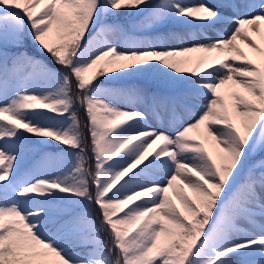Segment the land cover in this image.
Segmentation results:
<instances>
[{"label": "snow or ice", "instance_id": "1", "mask_svg": "<svg viewBox=\"0 0 264 264\" xmlns=\"http://www.w3.org/2000/svg\"><path fill=\"white\" fill-rule=\"evenodd\" d=\"M259 153L264 0H0V264H264Z\"/></svg>", "mask_w": 264, "mask_h": 264}, {"label": "rangeland", "instance_id": "2", "mask_svg": "<svg viewBox=\"0 0 264 264\" xmlns=\"http://www.w3.org/2000/svg\"><path fill=\"white\" fill-rule=\"evenodd\" d=\"M174 28H175V31L180 32V33H183V32L185 31V28H184L183 25H179V24H177V25L174 26ZM209 35H212L213 37H215L217 34H216L215 32H210ZM258 39H259V38L257 37V40H258ZM188 42L190 43V41H188ZM170 46H171V45H170ZM245 51H247V52L249 53L250 58L255 59V57H254V55L251 53V50H250V49H247V48L245 47ZM40 58H41V59H44L45 61H49L48 59H45V58L42 57V56H40ZM125 83L130 84V85H140V86H149V85H151V82H150V81H146L143 77H132V78H129L128 80H126ZM227 90H228V89H227ZM190 119H191V118H186L185 123L189 122ZM150 123H152V124L155 125V126H159V127L163 128L164 130L169 131V132H173V131L176 130L175 128H173V127H169V126H167L166 124H164V125H156V122H154V121H153V122H150ZM208 144H209V143H208ZM205 145H206V144H205ZM209 149H210V151H212V146H211V144H209ZM47 150H48V151H55L56 149L48 148ZM261 156H264V153H259V154L255 157V159H259ZM190 194H191V193H190Z\"/></svg>", "mask_w": 264, "mask_h": 264}, {"label": "trees", "instance_id": "3", "mask_svg": "<svg viewBox=\"0 0 264 264\" xmlns=\"http://www.w3.org/2000/svg\"><path fill=\"white\" fill-rule=\"evenodd\" d=\"M35 44H32L31 42H29V51H34L35 50ZM41 56H43L45 59H48L49 60V57L47 55H43L41 54ZM78 115L80 116V118L83 120L84 119V113H83V110L82 109H79L78 108ZM51 148H54L55 149V146L51 147ZM96 211V208L95 206L93 205V212Z\"/></svg>", "mask_w": 264, "mask_h": 264}, {"label": "bare ground", "instance_id": "4", "mask_svg": "<svg viewBox=\"0 0 264 264\" xmlns=\"http://www.w3.org/2000/svg\"><path fill=\"white\" fill-rule=\"evenodd\" d=\"M228 27H232V25H229ZM212 32H215L216 34H217V31L216 30H213ZM224 34L225 35H227L228 34V32H227V29H225V32H224ZM241 47H246V46H244V45H241ZM247 48V47H246ZM227 89L225 90V92L227 93ZM206 147H208V149H209V144L208 143H206V145H205ZM209 151H210V149H209Z\"/></svg>", "mask_w": 264, "mask_h": 264}]
</instances>
